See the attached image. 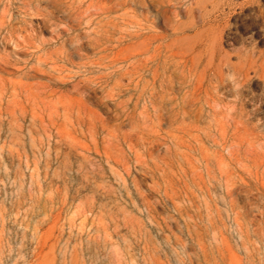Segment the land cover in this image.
<instances>
[{
  "label": "rangeland",
  "instance_id": "374dc122",
  "mask_svg": "<svg viewBox=\"0 0 264 264\" xmlns=\"http://www.w3.org/2000/svg\"><path fill=\"white\" fill-rule=\"evenodd\" d=\"M9 1L0 264H264V0Z\"/></svg>",
  "mask_w": 264,
  "mask_h": 264
},
{
  "label": "bare ground",
  "instance_id": "6f19581e",
  "mask_svg": "<svg viewBox=\"0 0 264 264\" xmlns=\"http://www.w3.org/2000/svg\"><path fill=\"white\" fill-rule=\"evenodd\" d=\"M10 1H11V0H10ZM10 1H9V3H10ZM25 1H27V0H25ZM230 1H231V0H230ZM253 1H255V0H253ZM4 2H5V1H4ZM6 2H7V1H6ZM234 2H235V1H234ZM27 3H28V1H27ZM29 3H31V1H30ZM29 3H28V4H29ZM225 3H226V2H225ZM238 3H239V2H238ZM5 4H6V3H5ZM7 4H8V3H7ZM41 4H42V3H41ZM223 4H224V3H223ZM258 4H259V3H258ZM20 5H21V4H20ZM33 5H34V4H33ZM33 5H32V6H33ZM221 5H222V4H221ZM237 5H238V4H237ZM243 5H244V3H243ZM262 5H263V4H262ZM4 6H5V5H4ZM9 6H10V5L8 4V7H9ZM18 6H19V5H18ZM37 6H38V5H37ZM110 6H111V5H110ZM213 6H214V5H213ZM231 6H233V5H231ZM42 7H43V6H42ZM219 7H220V6H219ZM241 7H242V6H241ZM259 7H260V6H258V8H259ZM24 8H25V7H24ZM223 8H224V7H223ZM226 8H227V7H226ZM242 8H243V7H242ZM260 8H261V7H260ZM5 9H6V8H5ZM8 9H9V8H8ZM18 9H19V7H18ZM20 9H21V7H20ZM26 9H27V8H26ZM42 9L44 10L45 8H42ZM111 9H112V8H111ZM217 9H218V7H217ZM219 9H220V8H219ZM219 9H218V10H219ZM261 9H262V8H261ZM3 10H4V9H3ZM11 10H12V9H11ZM16 10H17V9H16ZM30 10H31V8H30ZM30 10H29V11H30ZM43 10H42V11H43ZM46 10H47V9H46ZM231 10H232V9H231ZM259 10H260V9H259ZM263 10H264V9H263ZM20 11H21V10H20ZM23 11H24V10H23ZM29 11H28V12H29ZM228 11H229V10H228ZM228 11H227V12H228ZM0 12H1V11H0ZM11 12H12V11H11ZM15 12H16V11H15ZM35 12H36V11H35ZM35 12H34V14H35ZM37 12H38V11H37ZM39 12H40V10H39ZM217 12H218V11H217ZM232 12H233V11H232ZM259 12H260V11H259ZM7 13H8V12H7ZM18 13H19V11H18ZM22 13H23V12H22ZM29 13H30V12H29ZM31 13H33V12H31ZM40 13L43 14V12H40ZM40 13H39V14H40ZM230 13H231V12H230ZM12 14H13V13H12ZM217 14H218V13H217ZM261 14H262V13H261ZM52 15H53V14H52ZM218 15H219V14H218ZM0 16H1V15H0ZM10 16H11V14H10ZM17 16H19V15L17 14ZM57 16H58V15H57ZM211 16H213V15H211ZM224 16H225V15H224ZM230 16H231V14H230ZM258 16H259V14H258ZM208 17H209V16H208ZM216 17H217V16H216ZM218 17H219V16H218ZM220 17L222 18L221 15H220ZM11 18H12V17H11ZM23 18H24V17H23ZM34 18H36V17H34ZM37 18H39V17H37ZM48 18H50V17H48ZM52 18H53V17H52ZM52 18H51V19H52ZM209 18H210V17H209ZM259 18H260V17H259ZM205 19H208V18H205ZM211 19H212V18H211ZM261 19H262V18H261ZM4 20L7 21L8 19H6V18L4 17ZM52 20H53V19H52ZM223 20H224V19H223ZM255 20H256V19H255ZM23 21H24V20H23ZM39 21H40V20H39ZM202 21H203V20H202ZM220 21H222V19H221ZM25 22H26V21H24V23H25ZM28 22H29V21H28ZM207 22H208V21H207ZM211 22H212V21H211ZM213 22H214V21H213ZM260 22H261V21H260ZM262 22H263V21H262ZM15 23H16V21H15ZM15 23H13V24H15ZM18 23H20V22H18ZM18 23H17V24H18ZM37 23H38V21H37ZM204 23H205V22H204ZM217 23H218V22H217ZM263 23H264V22H263ZM3 24H4V22H3ZM5 24H6V22H5ZM257 24H258V23H257ZM7 25H8V24H7ZM207 25H209V24H207ZM218 25H219V24H218ZM227 25H228V24H227ZM3 26H4V25H3ZM13 26H14V25H13ZM13 26H12V27H13ZM17 26H19V25H17ZM30 26H31V25H30ZM34 26H35V25H34ZM38 26H39V25H38ZM260 26H261V25H260ZM262 26H263V25H262ZM6 27H7V26H6ZM6 27H5V28H6ZM10 27H11V26H10ZM31 27H32V26H31ZM258 27H259V26H258ZM2 28H4V27H2ZM193 28H194V27H193ZM254 28H255V26H254ZM256 28H257V27H256ZM0 29H1V28H0ZM6 29H7V28H6ZM24 29H25V27H24ZM31 29H33V27H32ZM31 29H29V30H31ZM36 29H37V28H36ZM228 29H229V27H228ZM263 29H264V28H263ZM4 30H5V29H4ZM11 30H12V28H11ZM21 30H22V29H21ZM7 31H8V29H7ZM15 31H16V30H15ZM252 31H253V30H252ZM262 31H264V30H262ZM224 32H225V30H224ZM254 32H255V31H254ZM258 32H259V31H258ZM9 33H10V32H9ZM257 34H258V33H257ZM9 35H10V34H9ZM255 35H256V33H255ZM262 35H263V34H262ZM11 36H12V35H11ZM223 36H224V35H223ZM227 36H228V34H227ZM252 36H253V35H252ZM260 36H261V35H260ZM260 36H258V37H260ZM209 37H210V36H209ZM234 37H235V36H234ZM237 37H238V36H237ZM247 37H248V36H247ZM261 37H262V36H261ZM261 37H260V38H261ZM249 38H250V36H249ZM105 39H106V38H105ZM246 39H247V38H246ZM252 39H253V38H252ZM252 39H251V40H252ZM258 39H259V38H258ZM261 39L264 40V38H261ZM243 40H244V36H243ZM251 40H250V41H251ZM254 40H255V39H254ZM254 40H253V41H254ZM93 43H94V42H93ZM240 43H241V42H240ZM248 43H249V42H248ZM251 43H252V42H251ZM255 44H256V43H255ZM102 45H103V44H102ZM244 45H245V44H244ZM252 45H253V44H252ZM101 47H102V46H101ZM238 47H239V46H238ZM242 47H243V46H242ZM98 48H99V47H98ZM249 48H250V47H249ZM234 49H235V48H234ZM240 49H241V48H240ZM245 49H246V48H245ZM236 50H237V49H236ZM248 51H249V50H248ZM251 51H252V50H251ZM254 51H255V50H254ZM14 52H15V51H14ZM244 54H245V53H244ZM250 55L252 56V54H250ZM155 56H156V55H155ZM155 56H153V57H155ZM232 56H233V55H232ZM153 57L151 56L152 59H153ZM156 58H157V57H156ZM176 63H177V62H176ZM249 64H250V65L252 64V60L249 61ZM184 65H185V64H184ZM182 66H183V65H182ZM258 66L260 67L261 64H260V65H257L256 68H258ZM17 67H18V66H17ZM147 67H148V66H147ZM183 67H184V66H183ZM3 68H4V67H3ZM141 68H142V67H141ZM151 68H152V65H151ZM157 68H159V66H158ZM184 68H185V67H184ZM220 68H221V67H220ZM224 68H225V67H224ZM256 68H255V70H256ZM148 69H149V68H148ZM229 69H230V68H229ZM2 70H3V69H2ZM182 70H183V68H182ZM188 70H189V68H188ZM222 70H223V69H222ZM222 70H221V71H222ZM224 70H225V69H224ZM224 70H223V71H224ZM230 70H231V69H230ZM257 70H258V69H257ZM154 71H155V70H154ZM154 71H153V72H154ZM238 71H240V70H238ZM238 71H235V72H238ZM258 71H259V70H258ZM30 72H31V71H30ZM228 72H229V71H228ZM249 72H250V71H249ZM255 72H256V71H255ZM158 73H159V70H158ZM158 73H156V75H158ZM184 73H186V72H184ZM184 73H183V74H184ZM258 73H259V72H258ZM260 73H261V72H260ZM260 73H259V74H260ZM160 74H161V73H160ZM163 74H165V73H163ZM210 74H211V73H210ZM236 74H237V73H236ZM171 75H172V74H171ZM179 75H180V74H179ZM214 75H215V74H214ZM214 75L212 74V76H214ZM233 75H234V77H235V73H233ZM244 75H245V74H244ZM260 75H261V74H260ZM101 76H102V75H101ZM161 76H162V75H161ZM177 76H178V75H177ZM227 76H228V75H227ZM118 77H119V76H118ZM166 77H167V75H166ZM166 77H165V78H166ZM181 77H182V76H180V78H181ZM185 77H186V76H185ZM185 77H183V78L185 79ZM208 77H209V75H208ZM230 77H231V76H230ZM236 77H237V76H236ZM240 77H241V75H240ZM259 77H260V76H259ZM155 78H156V77H155ZM163 78H164V77H163ZM172 78H173V77H172ZM183 78H182V79H183ZM187 78H188V77H187ZM214 78H215V76H214ZM223 78H224V77H223ZM232 78H233V76H232ZM232 78H231V79H232ZM108 79H109V78H108ZM121 79H122V78H121ZM166 79H167V78H166ZM166 79H165V80H166ZM174 79H177V78L175 77ZM182 79H181V80H182ZM184 79L182 80V83H183V84H184ZM226 79H227V78H226ZM240 79H241V78H240ZM253 79H254V78H253ZM119 80H120V79H119ZM119 80H116V81H119ZM168 80H169V79H168ZM171 80H173V79H171ZM178 80H179V78L177 79V81H178ZM181 80H180V81H181ZM190 80H191V79H190ZM211 80H212V79H211ZM260 80H261V79H260ZM121 81H122V80H121ZM152 81H154V80H152ZM160 81H162V80L160 79ZM177 81H175V82L177 83ZM162 82H163V81H162ZM162 82H161V83H162ZM207 82H208V81H207ZM212 82H213V80H212ZM229 82H230V81H228V83H229ZM246 82H247V81H246ZM259 82H260V81H259ZM102 83H104V81H103ZM105 83H106V82H105ZM112 83H113V82H112ZM167 83H168V81H167ZM186 83H187V82H186ZM188 83H189V81H188ZM198 83H200V82H198ZM217 83H218V82H217ZM226 83H227V82H226ZM228 83H227V84H228ZM241 83H242V82H241ZM260 83H261V82H260ZM262 83H263V81H262ZM115 84H116V83H115ZM117 84H118V83H117ZM117 84H116V85H117ZM119 84H120V83H119ZM121 84H123V83H121ZM145 84H146V82H145ZM156 84H157V83H156ZM170 84H171V83H170ZM189 84H190V83H189ZM200 84H201V83H200ZM210 84H211V83H210ZM210 84H208V86L212 88V86H210ZM215 84H216V83H215ZM232 84H233V83H231V85H232ZM112 85H113V84H112ZM116 85H115V87H116ZM149 85H150V84H149ZM153 85H154V84H153ZM153 85H152V82H151V86H153ZM158 85H159V84H158ZM161 85H162V84H161ZM179 85H180V84H178V85H176V86L179 87ZM213 85H214V84H213ZM218 85H219V84H218ZM225 85H226V84H225ZM101 86H102V85H101ZM118 86H119V85H118ZM118 86H117V87H118ZM121 86H122V85H121ZM121 86H119V87H121ZM164 86H166V85H164ZM171 86H172V85H171ZM188 86H189V85H188ZM197 86H198V85H197ZM215 86H216V85H215ZM104 87H105V85H104ZM117 87H116V88H117ZM144 87H145V86H144ZM146 87H147V84H146ZM174 87H175V86H173V88H171V87H169V88H171V90H172V89L175 90ZM213 87H214V86H213ZM241 87H242V85H241ZM101 88H102V87H101ZM110 88H111V86H110ZM161 88H162V87H161ZM165 88H166V87H165ZM167 88H168V85H167ZM167 88L165 89V91L167 90ZM193 88H194V87H193ZM198 88H199V87H198ZM202 88H203V87H202ZM204 88H205V87H204ZM211 88H208V87H207V89H209V90H210ZM215 88H216V87H215ZM223 88H225V86H224ZM239 88H240V87H239ZM260 88H261V87H260ZM107 89H108V88H107ZM122 89H123V86H122ZM244 89H245V88H244ZM263 89H264V88H263ZM82 90H83V89H82ZM113 90H114V89H113ZM115 90H116V89H115ZM123 90H125V89H123ZM144 90H146V88H145ZM147 90H148V89H147ZM149 90H150V89H149ZM161 90H162V89H161ZM177 90H178V89H177ZM195 90H197V89H195ZM240 90H241V89H239V91H240ZM261 90H262V88H261ZM119 91H120V89H119ZM119 91H118L117 93H119ZM125 91H126V90H125ZM165 91H164V92H165ZM175 91H176V90H175ZM193 91H194V90H193ZM213 91H214V90H213ZM85 92H86V91H85ZM87 92H89V91H87ZM109 92H110V91H109ZM113 92H114V91H113ZM123 92H124V91H123ZM143 92H145V91H143ZM146 92H147V91H146ZM153 92L155 93V90H154ZM157 92H159V91L157 90ZM170 92H171V91H170ZM172 92H174V91H172ZM201 92H202V91H201ZM203 92H204V91H203ZM215 92H217V91L215 90ZM244 92H245V91H244ZM121 93H122V92H121ZM137 93H138V92H137ZM147 93H148V92H147ZM165 93H166V92H165ZM168 93H169V92H168ZM184 93H185V92H184ZM197 93H198V92H197ZM205 93H206V91H205ZM209 93H210V92H209ZM86 94H88V93H86ZM107 94H108V93H107ZM122 94H123V93H122ZM122 94H121V95H122ZM175 94H176V93H175ZM175 94H174V95H175ZM191 94H192V93H191ZM194 94H196V93L194 92ZM218 94H219V91H218ZM237 94H238V93H237ZM245 94H246V93H245ZM110 95H111V94H110ZM110 95H109V96H110ZM112 95H113V94H112ZM117 95H118V94H117ZM142 95H143V94H142ZM158 95H159V93H158ZM183 95H184V94H183ZM186 95H187V93H186ZM201 95H202V93H201ZM233 95H234V94H233ZM239 95H240V94H238V97H239ZM253 95H254V94H253ZM255 95H256V94H255ZM90 96H91V95H90ZM143 96H145V95H143ZM149 96H150V95H149ZM154 96H155V94H154ZM154 96H153V97H154ZM160 96H161V95H160ZM163 96H164V95H163ZM190 96H191V95H190ZM192 96H193V95H192ZM203 96H204V95H203ZM203 96H202V97H203ZM214 96H215V95H214ZM216 96H217V95H216ZM221 96H222V95H221ZM236 96H237V95H236ZM236 96H235V97H236ZM240 96H241V95H240ZM106 97H108V96H106ZM114 97H115V96H114ZM116 97H117V96H116ZM158 97H159V96H158ZM164 97H165V96H164ZM168 97H169V96H168ZM173 97H174V96H173ZM184 97H186V96H184ZM187 97L189 98V96H187ZM88 98H89V97H88ZM108 98H109V97H108ZM108 98H107V99H108ZM111 98H112V97H111ZM154 98H155V97H154ZM156 98H157V95H156ZM156 98H155V99H156ZM165 98H166V97H165ZM169 98H170V97H169ZM180 98H181V96H180ZM211 98H212V97H211ZM218 98H220V97H218ZM101 99H102V98H101ZM107 99H106V101L109 100V99H108V100H107ZM143 99H144V98H143ZM146 99H147V97H146ZM146 99H144V100H146ZM192 99H193V98H192ZM203 99H204V98H203ZM212 99H213V98H212ZM214 99H215V98H214ZM235 99H236V98H235ZM240 99H241V98H240ZM245 99H246V98H245ZM104 100H105V99H104ZM148 100H150V99H148ZM158 100H159V99H158ZM158 100H157V101H158ZM166 100H167V98H166ZM181 100H182V99H181ZM186 100H187V99H186ZM198 100H199V99H198ZM201 100H202V99H201ZM209 100H210V99H209ZM215 100H216V99H215ZM246 100H247V99H246ZM251 100H252V98H251ZM102 101H103V100H102ZM106 101H105V102H106ZM111 101H113V100H111ZM119 101H120V100H119ZM122 101H123V100H122ZM160 101H161V100H160ZM164 101H165V100H164ZM176 101H177V100H176ZM194 101H195V99H194ZM204 101H205V99H204ZM206 101H207V100H206ZM239 101H240V100H239ZM114 102H115V101H114ZM114 102H113V103H114ZM116 102H117V101H116ZM151 102H152V101H151ZM158 102H159V101H158ZM162 102H163V101H162ZM166 102H167V101H166ZM169 102H170V101H169ZM169 102H168V103H169ZM174 102H175V101H174ZM180 102H181V101H180ZM185 102H186V101H185ZM190 102H192V101H190ZM199 102H200V101H199ZM212 102H213V101H212ZM231 102H232V101H231ZM242 102H243V101H242ZM244 102H245V101H244ZM106 103H107V102H106ZM121 103H122V102H121ZM145 103H146V102H145ZM192 103H193V102H192ZM232 103H233V102H232ZM150 104H152V103H150ZM171 104H172V103H171ZM176 104H177V103H176ZM185 104H187V103H185ZM240 104H242V103L239 102V105H240ZM250 104H252V103H250ZM260 104H261V103H260ZM113 105H114V104H113ZM153 105H154V104H153ZM155 105H156V103H155ZM159 105H160V104H159ZM164 105H165V104H164ZM180 105H182V104H180ZM183 105H184V103H183ZM244 105H245V104H244ZM120 106H121V105H120ZM142 106H143V105H142ZM151 106H152V105H151ZM162 106H163V104H162ZM167 106H168V105H167ZM172 106H173V104H172ZM175 106H176V105H175ZM177 106H178V105H177ZM177 106H176V107H177ZM208 106H210V104H209ZM234 106H235V105H234ZM240 106H241V105H240ZM246 106H247V104H246ZM254 106H255V105H254ZM256 106H257V105H256ZM262 106H263V105H262ZM179 107H180V106H179ZM181 107H183V106H181ZM191 107H192V106H191ZM247 107H248V106H247ZM258 107H259V106H258ZM117 108H119V107L117 106ZM117 108H116V109H117ZM156 108H157V106H156ZM189 108H190V107H189ZM242 108H243V107H242ZM260 108H261V106H260ZM147 109H148V108H147ZM182 109H183V108H182ZM185 109H186V107H185ZM238 109H239V108H238ZM251 109H252V108H251ZM262 109H263V108H262ZM113 110H114V109H113ZM119 110H120V109H119ZM131 110H132V109H131ZM165 110H166V108H165ZM170 110H171V109H170ZM176 110H178V109H176ZM180 110H181V109H180ZM235 110H236V109H235ZM242 110H243V109H242ZM242 110H241V111H242ZM252 110H253V109H252ZM254 110H255V108H254ZM116 111H117V110H116ZM120 111L122 112V110H120ZM120 111H118V112H120ZM167 111H168V110H167ZM182 111H184V110H182ZM188 111H189V110H188ZM188 111H187V112H188ZM193 111H194V110H193ZM239 111H240V110H239ZM250 111H251V110H250ZM157 112H158V111H157ZM170 112H171V111H170ZM184 112H185V111H184ZM187 112H186V113H187ZM243 112H244V111H243ZM243 112H242V114H243ZM252 112H253V111H252ZM159 113H160V112H159ZM168 113H169V112H168ZM171 113H172V112H171ZM182 113H183V112H182ZM235 113H237V112H235ZM261 113H262V112H261ZM116 114H117V113H116ZM173 114H174V111H173ZM173 114H172V116H173ZM187 114H188V113H187ZM229 114H230V113H229ZM120 115H121V114H120ZM175 115H176V114H175ZM184 115H185V113H184ZM190 115H191V113H190ZM240 115H241V114H240ZM182 116H183V115H182ZM232 116H234V115H232ZM248 116H249V115H248ZM117 117H118V116H117ZM162 117H163V116H162ZM165 117H166V116H165ZM180 117H181V116H180ZM245 117H247V116H245ZM245 117H243V118H245ZM263 117H264V116H263ZM119 118H120V117H119ZM167 118H168V117H167ZM173 118H174V116H173ZM191 118H192V117H191ZM235 118H237V117H235ZM253 118H254V117H253ZM102 119H103V118H102ZM102 119H100V120H102ZM168 119H170V118H168ZM188 119H189V117H188ZM239 119H240V118H239ZM247 119H248V118H247ZM262 119H263V118H262ZM154 120H155V119H154ZM166 120H167V119H166ZM192 120H193V118H192ZM192 120H191V121H192ZM254 120H255V119H254ZM259 120H260V119H259ZM103 121L105 122V120H103ZM106 121L109 122L108 120H106ZM191 121H190V123H191ZM245 121H246V120H245ZM247 121H248V120H247ZM251 121H252V120H251ZM88 122H89V121H88ZM101 122H102V121H101ZM104 122H103V123H104ZM107 122H106V123H107ZM155 122H156V121H155ZM257 122H258V121H257ZM248 123H249V122H248ZM100 124H101V123H100ZM256 124H257V123H255V125H256ZM102 125H103V124H102ZM107 125H108V124H107ZM107 125L104 124L103 126H100V128L103 129V127H104V126H107ZM112 125H114V124H112ZM165 125H166V123H165ZM172 125H173V124H172ZM258 125H259V124H258ZM258 125H257V126H258ZM117 126H118V123H117ZM248 126H249V125H248ZM107 127H108V126H107ZM107 127H106V128H107ZM114 127H115V125H114ZM114 127H112V128H114ZM231 127H232V126H231ZM263 127H264V124H263ZM104 128H105V127H104ZM106 128H105V129H106ZM109 128H111V126H110ZM234 128H235V127H234ZM257 128H258V127H257ZM260 128H262V127H260ZM98 129H99V128H98ZM258 129H259V128H258ZM94 130H95V128H94ZM117 130H118V129H117ZM117 130H116V131H117ZM110 131H111V129H110ZM110 131H109V132L106 131V132H107V133H110ZM113 131H114V129H113ZM258 131H259V130H258ZM261 131H263V130H261ZM111 132H112V131H111ZM262 133H263V132H262ZM125 135H126V133H125ZM125 135H124L123 138H125ZM131 136H132V135H131ZM131 136H130V138H131ZM128 139H129V138H128ZM131 139H133V138H131ZM134 139H135V138H134ZM124 140L126 141V139H124ZM108 146H109V145H108ZM125 148H126V147H125ZM109 152H111V149H110ZM68 153H69V152H68ZM112 153H113V152H112ZM78 154H79V153H78ZM105 154H106V153H104V155H105ZM108 154H109V153H108ZM110 156H111V154H110ZM114 158H115V157H114ZM112 159H113V158H112ZM86 160H87V159H86ZM113 160H114V159H113ZM125 161H126V160H125ZM85 163H86V161H85ZM87 163H88V162H87ZM87 163H86V164H87ZM93 163H94V162H93ZM91 164H92V161H91ZM94 164H96V163H94ZM144 164H145V163H144ZM89 165H90V164H89ZM92 165H93V164H92ZM263 165H264V164H263ZM261 168H262V167H261ZM97 172H98V171H97ZM103 172H104V171H103ZM100 174H102V173H100ZM103 175H104V173H103ZM94 176H95V174H94ZM97 176H98V175H97ZM92 177H93V176H92ZM88 178H89V177H88ZM81 183H82V181H81ZM82 185H83V184H82ZM78 189H82V188H79V187H78ZM210 189H211V188H210ZM77 191H79V190H77ZM106 192H107V191H106ZM78 193H79V192H78ZM105 196H107V194H106ZM104 198H106V197H104ZM104 198H103V199H104ZM93 199H94V198H93ZM99 201H100V200H99ZM99 201H98V202H99ZM101 201H102V200H101ZM98 202H97V203H98ZM101 205H102V204H101ZM99 206H100V205H99ZM147 208H148V207H147ZM262 208H263V207H262ZM89 209H91V206H90ZM94 209H95V208H94ZM94 209H93V210H94ZM261 210H262V209H261ZM88 211H89V210H88ZM89 212H90V211H89ZM109 214H110V213H109ZM109 214H108V215H109ZM223 256H224V255H223ZM222 263H223V259H222ZM228 263H229V261H228ZM226 264H227V263H226ZM249 264H250V263H249ZM252 264H253V263H252Z\"/></svg>",
  "mask_w": 264,
  "mask_h": 264
}]
</instances>
